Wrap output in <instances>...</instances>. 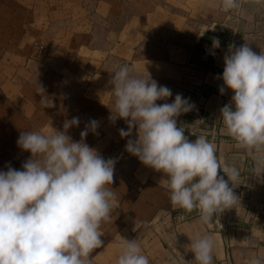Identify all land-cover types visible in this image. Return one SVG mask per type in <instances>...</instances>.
<instances>
[{
  "label": "crops",
  "instance_id": "0c3cea01",
  "mask_svg": "<svg viewBox=\"0 0 264 264\" xmlns=\"http://www.w3.org/2000/svg\"><path fill=\"white\" fill-rule=\"evenodd\" d=\"M234 24L235 42L225 34L214 36L222 42L218 49L203 41L217 28L226 32ZM164 26L171 28L170 35L149 49L154 32ZM200 42L205 51L207 45L212 50L205 53L210 65L198 68L191 63ZM245 43L257 54L264 52V0H241L238 9L229 11L220 0H0V171L9 166L22 170L30 158L17 144L21 132L63 131L66 120L78 117L79 125L67 135L80 141L81 131L96 120V132L89 131L84 142L105 160L115 159L111 187L117 201L111 220L102 224L104 244L92 252L93 264H115L123 239H137L150 264L191 262L194 253L186 246L197 233L213 235V264L264 258V177L253 171L254 156L236 147L218 122L220 109L234 94L219 91L224 56L229 45ZM124 65L171 90L172 96L158 104L173 102L177 94L189 100L190 91L203 87L217 111L211 121L216 115L218 126L209 125L210 134L219 132L222 139L215 146L217 156L222 166L239 169L234 186L248 187L243 195L251 197L246 200L249 210L235 216L226 209L208 227L198 223V211L172 206L163 174L125 150L128 139H136L135 129L131 137L121 138L119 130L127 131V123L112 119L111 79ZM39 86L50 107L41 104ZM181 120L179 116L178 126Z\"/></svg>",
  "mask_w": 264,
  "mask_h": 264
},
{
  "label": "clouds",
  "instance_id": "9594fccd",
  "mask_svg": "<svg viewBox=\"0 0 264 264\" xmlns=\"http://www.w3.org/2000/svg\"><path fill=\"white\" fill-rule=\"evenodd\" d=\"M225 11L238 9L241 0H220ZM220 47L213 38L212 48ZM223 95L234 93L231 102L220 109L218 122L236 147L256 159L254 173L264 177V52L257 54L245 43L229 45L224 56ZM111 94L115 116L124 119L128 139L125 150L144 165L164 176L170 203L187 212L198 211V223L211 227L214 216L235 208L234 193L240 171L222 166L215 145L204 136L192 141L177 118L195 105L167 86L132 74L127 65L113 73ZM39 86L41 104L51 102ZM80 123L78 117L66 120L63 131L51 127L21 132L17 144L31 153L22 170L8 167L0 171V264H93L91 254L104 244L102 224L111 220L117 196L114 182L115 159L105 160L85 143L89 131L96 132L98 121L91 120L73 141L67 130ZM224 175H220V172ZM225 176L227 179H225ZM231 185V186H230ZM186 246L194 261L184 264H213L215 241L210 233H197ZM115 264H150L137 239L125 240ZM248 264H264L252 255Z\"/></svg>",
  "mask_w": 264,
  "mask_h": 264
},
{
  "label": "rangeland",
  "instance_id": "374dc122",
  "mask_svg": "<svg viewBox=\"0 0 264 264\" xmlns=\"http://www.w3.org/2000/svg\"><path fill=\"white\" fill-rule=\"evenodd\" d=\"M236 19L239 18L238 13H236L235 17ZM236 24L228 27L226 32H222L221 29L217 28L214 31L213 37H211L209 34L206 35L203 39L205 43H210L212 44V40L215 37L220 38L222 34L227 35L230 39V43L235 42L236 40ZM171 28L166 27H161L159 31L154 32V35L151 37L149 41V49H155L158 46L161 45L160 39L165 36L168 37L170 35ZM227 33V34H226ZM215 36V37H214ZM220 40V39H219ZM205 43H197L195 44L196 50L194 53H199L198 56L193 59V62L191 63L192 65H195L196 67H204L205 65H210L211 60L210 58H206L205 53H208L210 50H212L210 45H207V51L204 50L203 45ZM220 41V45H221ZM218 49V48H217ZM192 101L190 103H193L195 107L187 112L182 114V120H181V125L185 127V135L188 136V138L192 141H194L197 137L196 136H204L206 137L210 142H212L215 146L219 145L221 142V137L219 132L216 134H210L209 132V125L212 124V126L216 125L218 126L217 122H213L216 120V115L213 116V121H211V115L212 113L216 114V107L214 105L210 106L209 102L206 100V94L202 86L198 87L197 90L195 91H190L189 94V101ZM213 111V112H212ZM248 189L246 186L240 187L239 188H233L234 193L237 195L239 200L237 201L235 208H230L229 210L233 211L235 213V216L238 215L240 212L243 211V209L249 210L250 208L247 205L246 200L250 199L251 197H248L243 195L245 190ZM238 194H240L238 196ZM238 213V214H237ZM237 220V219H236ZM250 220V219H249ZM251 220L255 222L257 219L256 217H251ZM250 222V221H249Z\"/></svg>",
  "mask_w": 264,
  "mask_h": 264
}]
</instances>
